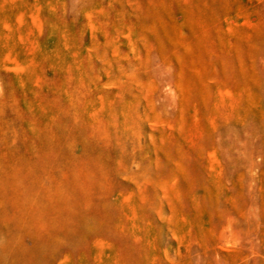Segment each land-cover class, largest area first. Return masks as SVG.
I'll use <instances>...</instances> for the list:
<instances>
[{"label": "rangeland", "instance_id": "374dc122", "mask_svg": "<svg viewBox=\"0 0 264 264\" xmlns=\"http://www.w3.org/2000/svg\"><path fill=\"white\" fill-rule=\"evenodd\" d=\"M0 264H264V0H0Z\"/></svg>", "mask_w": 264, "mask_h": 264}]
</instances>
